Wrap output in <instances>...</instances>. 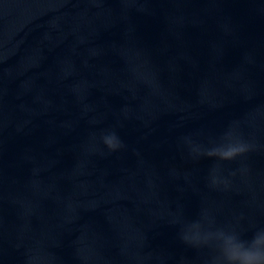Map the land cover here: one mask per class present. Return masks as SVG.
<instances>
[{
  "label": "water",
  "instance_id": "1",
  "mask_svg": "<svg viewBox=\"0 0 264 264\" xmlns=\"http://www.w3.org/2000/svg\"><path fill=\"white\" fill-rule=\"evenodd\" d=\"M257 232L264 0H0V264H234Z\"/></svg>",
  "mask_w": 264,
  "mask_h": 264
},
{
  "label": "clouds",
  "instance_id": "2",
  "mask_svg": "<svg viewBox=\"0 0 264 264\" xmlns=\"http://www.w3.org/2000/svg\"><path fill=\"white\" fill-rule=\"evenodd\" d=\"M103 143L109 150H117L121 147V142L115 133L107 134L103 137ZM249 146L242 142L224 143L208 149L193 148L197 155L215 157L219 160H232L235 157L248 151ZM213 183H216L213 178ZM188 241L187 233L182 237ZM239 248V255L233 257L234 264H264V232H257L248 243L236 242Z\"/></svg>",
  "mask_w": 264,
  "mask_h": 264
}]
</instances>
